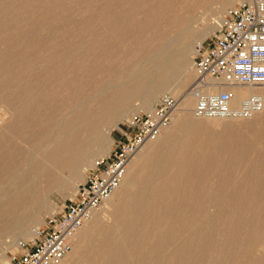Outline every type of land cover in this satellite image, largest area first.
<instances>
[{"label":"bare ground","instance_id":"bare-ground-1","mask_svg":"<svg viewBox=\"0 0 264 264\" xmlns=\"http://www.w3.org/2000/svg\"><path fill=\"white\" fill-rule=\"evenodd\" d=\"M46 1L0 0V257L42 224L50 195L70 196L110 131L163 91L179 99L170 125L133 156L59 264H235L231 252L264 264V106L249 119L197 118L186 87L193 43L238 0H127V48L85 36V25L73 40L70 8ZM251 94L264 102V87L237 86L232 105ZM209 124L227 132L193 140ZM231 164L242 170L234 181Z\"/></svg>","mask_w":264,"mask_h":264},{"label":"built area","instance_id":"built-area-1","mask_svg":"<svg viewBox=\"0 0 264 264\" xmlns=\"http://www.w3.org/2000/svg\"><path fill=\"white\" fill-rule=\"evenodd\" d=\"M191 59L195 117L249 119L261 112L259 95L232 105V90L264 85V0H240L228 8L216 32L194 45ZM178 105V98L164 93L149 111L133 113L118 125L107 155L92 162L72 197L33 228L28 239L14 241L15 253L5 264H59L70 252L74 235L119 187L133 156L170 125Z\"/></svg>","mask_w":264,"mask_h":264},{"label":"rangeland","instance_id":"rangeland-1","mask_svg":"<svg viewBox=\"0 0 264 264\" xmlns=\"http://www.w3.org/2000/svg\"><path fill=\"white\" fill-rule=\"evenodd\" d=\"M239 1L240 0H238V2ZM20 2H21V0H16V5L19 4ZM47 3H49V0H47L45 4H47ZM130 3L131 2L127 1V0H64L63 2H59V5L61 7H64V5H66V7L70 8V9H67L69 11V14L71 15V22L69 24L70 29L65 31V33L73 35L74 36L73 40L80 39L82 37V35H80V34L82 32H85L82 29V27L85 25L87 27V31L85 33V36H89V35H94V36L110 35L111 37L107 41V43L110 45V47H117V46H124L125 45L124 47L127 48V7H130ZM128 4H129V6H128ZM101 5L103 6V8L99 9V7ZM196 12L198 14H200V9H195L194 13L197 14ZM205 16H207V14ZM205 16L200 18L201 22L199 21L197 23H194V27H196V29L202 27V25L207 23V20L211 18L209 14L207 17H205ZM32 19H36V18L33 17L30 20H32ZM83 19H89V22H83L82 21ZM203 19L205 21H203ZM17 20H18L19 25L27 22L26 21L27 19L24 20L23 18H17ZM215 32H216L215 29H214V31H211V33L209 32V34L204 39H202L201 41L211 37ZM195 44H196V42L193 43L192 49L194 48ZM191 67H192V62H191ZM192 70H193V78H192L191 82L186 86L187 88H189V86L190 87L192 86L191 84H193V82H194L193 80L196 78V76L194 75L195 71H194L193 67H192ZM261 86L264 87V85H258V86H254V87L263 88ZM164 93H166V92L162 91L159 94V96L157 97V99L155 100V102ZM134 103L136 104L138 102L133 101L131 104L133 105ZM154 103L152 104V106L154 105ZM152 106H151V108H152ZM193 107H194V105L192 106L191 110L189 109V112H191V114H192ZM139 112H147V111H139ZM139 112H137V113H139ZM129 116L127 118H129ZM127 118L123 119V121H120L117 124V126L124 123V121L127 120ZM218 120H220V119H218ZM209 126L211 129L210 131H204V130L195 131L196 136L193 137V140H195V141L201 140V138H202V140H207L210 138V133H213V134L215 133V136H218V135H223L227 132V130L221 125H217V124H215V125L211 124L210 125L209 124ZM240 131L244 134L249 133V129H246V128H242ZM109 135H110L112 140L110 141V143L108 145L107 153L110 151L112 141L116 137H118L117 128H113L110 131ZM256 147L262 148L261 144H257ZM107 153H105L104 155H107ZM99 157H101V156H99ZM96 158H98V157L92 158V162ZM231 166L233 167V170L229 172L230 174H232V176L230 177V179H231L230 181H234L237 177L240 178L242 170L240 168V165L237 166V165L231 164ZM85 173H86V170H85ZM82 179H84V174H83ZM82 181L83 180L77 181L76 184L78 185ZM227 189L234 190L232 186L227 188ZM74 191L75 190L73 189V191L71 192L69 197H67V196L62 197L60 194H57V193H53L52 195H50L49 201H50V204L52 206H54V209L47 214L46 213L42 214L41 217H43V219H44L50 213H52L54 211L57 212L60 209L63 201L70 199L72 197ZM210 210L213 211V208H211ZM218 217L220 219L223 217L221 212L219 213ZM43 219H42V224H43ZM35 227H39V226H32L31 229L35 228ZM16 238L21 239L20 237H16ZM13 248H14V246H12L8 250L4 251V256L0 257V264H5L9 258V254L15 253V249H13ZM262 251H264V250H260L258 252V254L261 253ZM216 255L219 256L218 253ZM241 255H242V253H240V252H231L228 255V257H229L228 259H230L233 263L235 262V264H238V260L243 259V257ZM242 264H245V263H242Z\"/></svg>","mask_w":264,"mask_h":264}]
</instances>
